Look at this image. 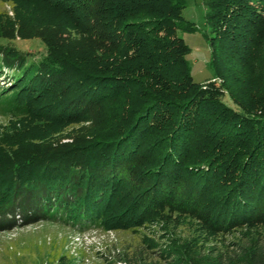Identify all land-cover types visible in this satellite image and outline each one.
Masks as SVG:
<instances>
[{
    "label": "trees",
    "instance_id": "obj_1",
    "mask_svg": "<svg viewBox=\"0 0 264 264\" xmlns=\"http://www.w3.org/2000/svg\"><path fill=\"white\" fill-rule=\"evenodd\" d=\"M19 1V16L40 12L52 28L77 31L89 44L84 52L63 36L30 37L19 26L0 31V100L9 117L37 119L45 132L90 122L105 105L106 127L58 139L15 135L16 128L0 133L8 149L32 139L0 157V230L40 221L109 228L106 211L117 204L125 205L122 219H137L165 199L196 212L202 206L211 229L264 224V96L229 103L224 79L217 81L223 53L246 64L251 47L264 45V0H208L215 76L202 82L190 73L189 46L179 35L196 30L181 14L182 0ZM33 38L43 52L18 46ZM123 179L131 184L120 197ZM257 240L221 255V264L240 256L264 264Z\"/></svg>",
    "mask_w": 264,
    "mask_h": 264
},
{
    "label": "rangeland",
    "instance_id": "obj_2",
    "mask_svg": "<svg viewBox=\"0 0 264 264\" xmlns=\"http://www.w3.org/2000/svg\"><path fill=\"white\" fill-rule=\"evenodd\" d=\"M182 1L184 5L181 14L183 18L194 23L196 30L179 32V35L189 46L185 58L190 73L196 82H202L215 76L209 43L214 32L208 20V0ZM18 2L20 1L0 0L1 32L19 26L27 36L42 35L56 40L63 36L61 42L82 51L86 50L89 43L84 35L65 27L52 28L49 23L52 21L45 23L46 17L40 12L21 17L15 12ZM17 42H20L18 46L21 49L33 46L39 53L45 50L44 45L36 38ZM240 52H244L243 47ZM225 53L220 58L221 61H218L222 71L221 76H217V81L224 79L222 82L228 90L229 95H226L225 100L230 103V99L235 98L244 104L260 102L264 96V45L251 47L250 57L245 58L246 64L227 61L230 57L229 53ZM223 68L226 70L223 71ZM7 108L6 103L0 100V133L4 135L7 132L11 134V129L16 128L15 135H59L55 136L58 139L78 133H94L106 127L105 105L96 110L90 122L76 121L64 128H58L57 123L49 126V130L45 132L38 130L42 125L37 128V119L11 118ZM23 138L16 140L17 143L12 148L9 144V149L6 142L2 143L0 157L11 153L12 149L20 148L23 143H31L28 141L32 140L31 137ZM48 139L51 138L47 136ZM129 184V179L119 181L116 193L123 197L127 187H130ZM197 197L202 199L200 194ZM159 201L160 204L155 206L153 202L143 209L137 219H122L126 216L123 213L125 205L117 204L115 210L106 211L113 224L109 228L97 226L80 231L58 222L40 221L0 230V264H221V255L226 252L232 255L233 250L242 251L238 245L247 249L249 247L246 245L251 241H264V224L259 221L237 225L226 231L211 229L199 213L202 206L196 212L187 208L182 200L175 203H166L167 199ZM172 256L176 259L169 261ZM244 257L240 256L236 264H245V260H241L246 259Z\"/></svg>",
    "mask_w": 264,
    "mask_h": 264
}]
</instances>
